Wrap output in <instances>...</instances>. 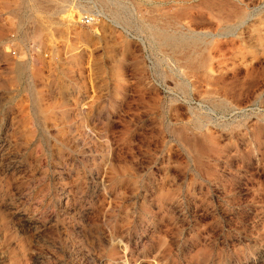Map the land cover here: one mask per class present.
Segmentation results:
<instances>
[{"label":"rangeland","instance_id":"1","mask_svg":"<svg viewBox=\"0 0 264 264\" xmlns=\"http://www.w3.org/2000/svg\"><path fill=\"white\" fill-rule=\"evenodd\" d=\"M0 264H264V0H0Z\"/></svg>","mask_w":264,"mask_h":264},{"label":"built area","instance_id":"2","mask_svg":"<svg viewBox=\"0 0 264 264\" xmlns=\"http://www.w3.org/2000/svg\"><path fill=\"white\" fill-rule=\"evenodd\" d=\"M79 21L83 24H90L92 22V16L90 14H82L80 16ZM14 50H11V53H13Z\"/></svg>","mask_w":264,"mask_h":264}]
</instances>
